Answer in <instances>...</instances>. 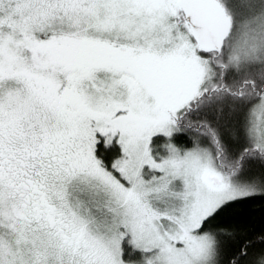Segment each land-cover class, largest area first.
I'll use <instances>...</instances> for the list:
<instances>
[{
    "label": "snow or ice",
    "instance_id": "1",
    "mask_svg": "<svg viewBox=\"0 0 264 264\" xmlns=\"http://www.w3.org/2000/svg\"><path fill=\"white\" fill-rule=\"evenodd\" d=\"M0 264H264V0H0Z\"/></svg>",
    "mask_w": 264,
    "mask_h": 264
},
{
    "label": "trees",
    "instance_id": "2",
    "mask_svg": "<svg viewBox=\"0 0 264 264\" xmlns=\"http://www.w3.org/2000/svg\"><path fill=\"white\" fill-rule=\"evenodd\" d=\"M259 209H260L259 204L251 205L246 209L242 210V215L237 216L234 219L241 223L247 222L249 218L258 219V217L261 214Z\"/></svg>",
    "mask_w": 264,
    "mask_h": 264
}]
</instances>
